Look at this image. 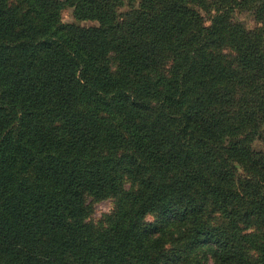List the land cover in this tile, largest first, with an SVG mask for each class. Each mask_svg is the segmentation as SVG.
Masks as SVG:
<instances>
[{
  "label": "trees",
  "instance_id": "1",
  "mask_svg": "<svg viewBox=\"0 0 264 264\" xmlns=\"http://www.w3.org/2000/svg\"><path fill=\"white\" fill-rule=\"evenodd\" d=\"M0 264H264V0H0Z\"/></svg>",
  "mask_w": 264,
  "mask_h": 264
},
{
  "label": "rangeland",
  "instance_id": "2",
  "mask_svg": "<svg viewBox=\"0 0 264 264\" xmlns=\"http://www.w3.org/2000/svg\"><path fill=\"white\" fill-rule=\"evenodd\" d=\"M64 1V0H59ZM235 20L241 22L246 28L252 29L254 27V23L252 22V19L247 14H237L235 16ZM60 22L63 25H68L73 23L72 18V9L64 7L62 11L60 12ZM79 26L81 27H96L97 24L95 22H81L79 23ZM255 149H260L261 145L259 143L254 144ZM112 200H103L97 203L93 204V213L90 217V221L93 223H96L99 221L104 215L109 214L112 211L113 207ZM152 221L150 217L147 218V222Z\"/></svg>",
  "mask_w": 264,
  "mask_h": 264
}]
</instances>
